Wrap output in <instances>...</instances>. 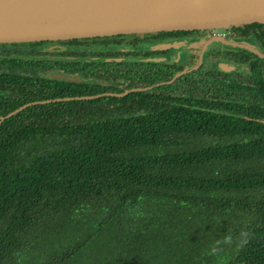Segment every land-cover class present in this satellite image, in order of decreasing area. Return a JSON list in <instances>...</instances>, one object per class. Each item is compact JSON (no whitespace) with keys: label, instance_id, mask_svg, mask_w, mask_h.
Wrapping results in <instances>:
<instances>
[{"label":"trees","instance_id":"trees-1","mask_svg":"<svg viewBox=\"0 0 264 264\" xmlns=\"http://www.w3.org/2000/svg\"><path fill=\"white\" fill-rule=\"evenodd\" d=\"M191 32L9 44L0 117L150 89L0 123V264H264V60L168 83L186 64L152 47Z\"/></svg>","mask_w":264,"mask_h":264},{"label":"water","instance_id":"water-1","mask_svg":"<svg viewBox=\"0 0 264 264\" xmlns=\"http://www.w3.org/2000/svg\"><path fill=\"white\" fill-rule=\"evenodd\" d=\"M253 23L264 24V0H0V44L172 31H221ZM213 39L222 38L216 36L210 40ZM182 46L185 45L181 42H171L154 46L153 49ZM69 49L72 50V47ZM107 49L114 51L117 47ZM64 50L66 46L61 44L43 49L49 53ZM237 69L230 64L219 65V70L223 72ZM185 72L177 73L168 83ZM43 76L76 83L92 81L55 70L46 71ZM149 89L133 88L121 94L105 93L29 102L0 117V123L32 104L89 99L101 95L121 96Z\"/></svg>","mask_w":264,"mask_h":264},{"label":"flooded vegetation","instance_id":"flooded-vegetation-1","mask_svg":"<svg viewBox=\"0 0 264 264\" xmlns=\"http://www.w3.org/2000/svg\"><path fill=\"white\" fill-rule=\"evenodd\" d=\"M258 24V23H257ZM252 24L238 26V27H231L229 29L217 31H199L194 30L191 34H187L181 36L180 38L166 40L165 42L158 43L157 45L167 44L171 42H181L185 46L180 47L181 49H186L187 52L184 58H181L180 61H177V52L175 51L172 53L171 50H176V48H168V49H154V50H162V51H169L168 58L170 62H181L184 65L183 71L194 70V68L198 69L203 65H206L207 69H217L219 70L220 64H230L233 67H238L237 70H229L227 72H223V79L228 80L227 77L230 79L236 80L238 83H247V82H254L256 80L257 73L262 74V68L254 69L255 73L251 71L250 64L253 62H258L256 59L264 60V37L263 36H256L254 32L260 33L258 31H264L263 28H250ZM264 25V24H260ZM261 34V33H260ZM219 36L222 39L210 40L211 37ZM260 39V40H259ZM197 42L198 44H187V42ZM24 43V42H23ZM29 43V42H26ZM9 44L14 43H4L0 44V58L2 57H18L19 54L17 53L18 50H25L27 49L26 46L21 45V47H12ZM19 44V43H18ZM22 44V43H21ZM246 44L252 49L250 50ZM53 45V44H52ZM245 45V46H244ZM51 45L42 47V49L49 47ZM153 46V47H154ZM152 47V49H153ZM165 60L166 57H157L152 58ZM157 61V60H156ZM189 69V70H188ZM10 113V112H9Z\"/></svg>","mask_w":264,"mask_h":264},{"label":"rangeland","instance_id":"rangeland-1","mask_svg":"<svg viewBox=\"0 0 264 264\" xmlns=\"http://www.w3.org/2000/svg\"><path fill=\"white\" fill-rule=\"evenodd\" d=\"M187 44H189V46L191 44H198L197 42H194V41H191V42H187ZM247 45V44H246ZM248 46V45H247ZM177 52V58H175L177 61H180L181 58H184L185 57V54L187 52L186 49H181L180 47L179 48H176V50H174ZM173 53V52H172Z\"/></svg>","mask_w":264,"mask_h":264}]
</instances>
